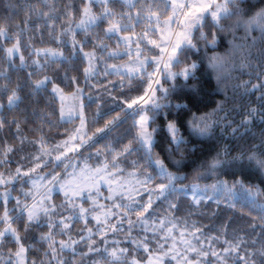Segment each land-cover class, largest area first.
Wrapping results in <instances>:
<instances>
[{
  "label": "snow or ice",
  "instance_id": "snow-or-ice-1",
  "mask_svg": "<svg viewBox=\"0 0 264 264\" xmlns=\"http://www.w3.org/2000/svg\"><path fill=\"white\" fill-rule=\"evenodd\" d=\"M0 264H264V0H7Z\"/></svg>",
  "mask_w": 264,
  "mask_h": 264
},
{
  "label": "trees",
  "instance_id": "trees-1",
  "mask_svg": "<svg viewBox=\"0 0 264 264\" xmlns=\"http://www.w3.org/2000/svg\"><path fill=\"white\" fill-rule=\"evenodd\" d=\"M6 3H7V0H0V12H3V10H4V6H5ZM219 51L223 52L224 49L221 48V49H219ZM244 78L246 79L247 77H244ZM214 87H215V81H213L212 85L210 86V90H211V88H214ZM209 99H212V98H209ZM215 99H222V97H221V96H216ZM41 106H43V105H41ZM212 107H214V104L209 103V104L207 105V107H206V108H202V110H203V111H209ZM94 111H95V106L93 105L91 112H94ZM91 112L89 113V115H91ZM158 150H159V149H158ZM186 171H190V169H187ZM14 194H15V193H14ZM61 198H62V197H58V198H57V202H59V200H60ZM213 207H214V206H213ZM178 215H183V213H182V212H181V213H178ZM195 218L200 219L199 217H195ZM221 222H222L221 220H210V219H208V218H203V219H202V223H203V224H219V223H221Z\"/></svg>",
  "mask_w": 264,
  "mask_h": 264
}]
</instances>
